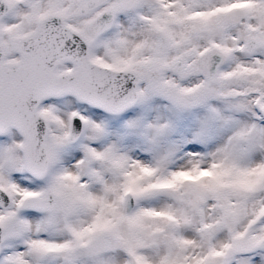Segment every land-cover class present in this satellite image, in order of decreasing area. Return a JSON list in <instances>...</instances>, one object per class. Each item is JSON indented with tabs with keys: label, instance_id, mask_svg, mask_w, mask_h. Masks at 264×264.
I'll use <instances>...</instances> for the list:
<instances>
[{
	"label": "snow or ice",
	"instance_id": "1",
	"mask_svg": "<svg viewBox=\"0 0 264 264\" xmlns=\"http://www.w3.org/2000/svg\"><path fill=\"white\" fill-rule=\"evenodd\" d=\"M0 264H264V0H0Z\"/></svg>",
	"mask_w": 264,
	"mask_h": 264
}]
</instances>
